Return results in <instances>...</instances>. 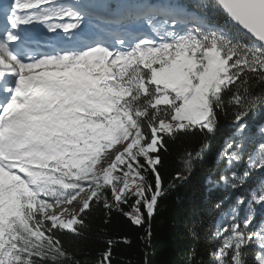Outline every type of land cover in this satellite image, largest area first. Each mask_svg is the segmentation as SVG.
Returning a JSON list of instances; mask_svg holds the SVG:
<instances>
[{
	"label": "snow or ice",
	"instance_id": "1",
	"mask_svg": "<svg viewBox=\"0 0 264 264\" xmlns=\"http://www.w3.org/2000/svg\"><path fill=\"white\" fill-rule=\"evenodd\" d=\"M229 108L226 166L208 182L249 194L216 204L211 264H264V127L254 143L249 124L264 117V0L0 4V264H79L62 237L99 207L150 238ZM197 134L165 188L168 139Z\"/></svg>",
	"mask_w": 264,
	"mask_h": 264
},
{
	"label": "trees",
	"instance_id": "2",
	"mask_svg": "<svg viewBox=\"0 0 264 264\" xmlns=\"http://www.w3.org/2000/svg\"><path fill=\"white\" fill-rule=\"evenodd\" d=\"M229 99L225 98L226 106ZM233 115L231 108L227 114L220 112L218 131L209 138L210 147L202 160L187 179L177 182L161 198L151 224L150 238L147 225H134L124 215L115 211L109 214L99 207L85 220L86 227L80 237L72 234L62 237L64 247L75 254L79 264H99L109 247L112 250L111 264H187L190 258L196 264H211L210 253L217 243L214 233L221 211L216 204L220 203L226 209L237 195L247 197L249 194L247 185L239 192H233L231 189H212L208 182L210 175L214 177L226 166L219 154L234 130ZM249 124L254 129L253 142L258 143L261 136L257 129L264 127V117L257 115ZM204 140L200 134L168 139L161 169L165 188L178 172L184 170L186 153L199 150ZM194 225L200 237L198 240L192 236ZM109 241H112L111 245ZM255 250V245H250L249 252Z\"/></svg>",
	"mask_w": 264,
	"mask_h": 264
},
{
	"label": "rangeland",
	"instance_id": "3",
	"mask_svg": "<svg viewBox=\"0 0 264 264\" xmlns=\"http://www.w3.org/2000/svg\"><path fill=\"white\" fill-rule=\"evenodd\" d=\"M260 128H261V127H259V128L257 129V131H258V135H259V136H261V134H260Z\"/></svg>",
	"mask_w": 264,
	"mask_h": 264
}]
</instances>
